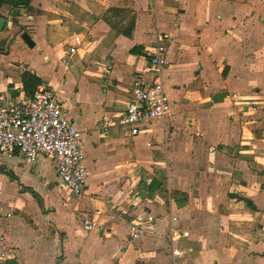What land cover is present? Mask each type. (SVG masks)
Instances as JSON below:
<instances>
[{
	"label": "crops",
	"instance_id": "1",
	"mask_svg": "<svg viewBox=\"0 0 264 264\" xmlns=\"http://www.w3.org/2000/svg\"><path fill=\"white\" fill-rule=\"evenodd\" d=\"M23 1H0V99L49 84L90 176L75 194L45 155L0 154V262L264 264V0ZM135 72L171 113L131 135Z\"/></svg>",
	"mask_w": 264,
	"mask_h": 264
},
{
	"label": "built area",
	"instance_id": "2",
	"mask_svg": "<svg viewBox=\"0 0 264 264\" xmlns=\"http://www.w3.org/2000/svg\"><path fill=\"white\" fill-rule=\"evenodd\" d=\"M150 62L157 69L169 64L165 44L157 42ZM233 98L239 99L237 95ZM170 113L171 102L159 76L148 83L142 73L135 72L131 98L120 114L119 124L135 135L147 122H164ZM108 125V120L103 121L104 128ZM80 134L62 101L45 82L37 85L31 98L11 107L0 99V154L18 151L27 162L45 155L54 162L60 182L75 194L86 190L90 176L80 149ZM130 229L134 236H141L139 224L131 223ZM173 253L178 254L179 250L174 248ZM0 264L5 262L1 260Z\"/></svg>",
	"mask_w": 264,
	"mask_h": 264
},
{
	"label": "water",
	"instance_id": "3",
	"mask_svg": "<svg viewBox=\"0 0 264 264\" xmlns=\"http://www.w3.org/2000/svg\"><path fill=\"white\" fill-rule=\"evenodd\" d=\"M3 23H4V18L1 17V18H0V28H1V26L3 25ZM21 37L23 38V40H24L27 44H29V45H32V44H33V41L31 40V38H30V36L27 34V32H22V33H21Z\"/></svg>",
	"mask_w": 264,
	"mask_h": 264
},
{
	"label": "trees",
	"instance_id": "4",
	"mask_svg": "<svg viewBox=\"0 0 264 264\" xmlns=\"http://www.w3.org/2000/svg\"><path fill=\"white\" fill-rule=\"evenodd\" d=\"M0 1L11 2V0H0ZM29 1H30V0H24L23 3L28 5V4H29Z\"/></svg>",
	"mask_w": 264,
	"mask_h": 264
}]
</instances>
